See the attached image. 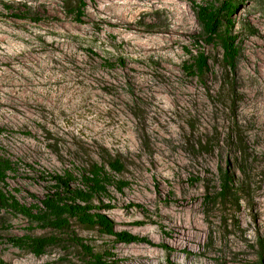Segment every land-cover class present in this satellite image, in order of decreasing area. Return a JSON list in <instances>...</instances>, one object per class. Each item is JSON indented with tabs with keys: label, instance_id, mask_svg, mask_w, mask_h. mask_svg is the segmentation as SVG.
Instances as JSON below:
<instances>
[{
	"label": "rangeland",
	"instance_id": "obj_1",
	"mask_svg": "<svg viewBox=\"0 0 264 264\" xmlns=\"http://www.w3.org/2000/svg\"><path fill=\"white\" fill-rule=\"evenodd\" d=\"M84 1L77 20L76 0H0V186L39 205L53 175L80 187L84 164L118 159L94 211L149 242L0 208V258L85 264L76 236L116 264H264V0H233L231 75L219 45L194 42L195 3L221 0ZM199 50L202 76L185 68ZM26 235L58 240L36 256L9 240Z\"/></svg>",
	"mask_w": 264,
	"mask_h": 264
},
{
	"label": "trees",
	"instance_id": "obj_2",
	"mask_svg": "<svg viewBox=\"0 0 264 264\" xmlns=\"http://www.w3.org/2000/svg\"><path fill=\"white\" fill-rule=\"evenodd\" d=\"M77 5L74 12L77 20L83 13L86 4L84 0H76ZM196 18L200 25V32L194 35L195 43L217 44L222 49V61L225 71L228 75L235 72L238 49L235 43V37L230 32L232 26L229 19L236 10L237 5L233 0H221L218 5L212 2L195 3ZM21 17L23 15H14ZM227 18V19H226ZM226 19V25H224ZM208 67V58L204 51H197L192 59V63L185 67L188 71L197 76H202ZM201 148H210L202 145ZM207 150V149H205ZM243 151V150H242ZM241 153V151H240ZM103 164L95 161L83 165L79 173L81 178L80 187H72V181L75 179L73 173L67 172L64 175H53L51 186L48 193L39 200V205L27 206L20 204L15 197L6 195L0 186V208H11L31 221L36 222L42 229H52L56 231H65L70 228L71 220L74 219L84 228L98 227L102 232L114 236L118 242L134 243L145 242L146 239L140 238L131 232L116 231L111 220L100 211H94V198L106 193L109 175L105 170L107 166L111 171L119 174L123 171V165L118 159L110 158L103 161ZM12 170L11 163L8 160L0 159V183L4 181L7 172ZM225 182L222 183L220 190L225 191ZM121 189V187H118ZM78 244L86 256L85 264H116V262L104 259L99 253H94L89 245L76 236L72 238ZM10 242L14 246H26L36 256L41 255L45 249L56 243L58 238L55 236H22L11 237ZM0 264H8L0 258Z\"/></svg>",
	"mask_w": 264,
	"mask_h": 264
},
{
	"label": "bare ground",
	"instance_id": "obj_3",
	"mask_svg": "<svg viewBox=\"0 0 264 264\" xmlns=\"http://www.w3.org/2000/svg\"><path fill=\"white\" fill-rule=\"evenodd\" d=\"M176 206L177 205L175 204L173 210H177L178 209ZM189 221L190 222H189L188 228H194L192 217H189ZM169 234L174 239H176V241H181V239H183L186 236L187 232L184 230V226H182V225L181 226H177L176 224H173L169 228Z\"/></svg>",
	"mask_w": 264,
	"mask_h": 264
}]
</instances>
